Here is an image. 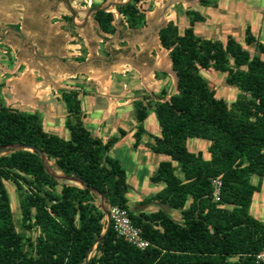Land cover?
<instances>
[{"label":"trees","instance_id":"obj_1","mask_svg":"<svg viewBox=\"0 0 264 264\" xmlns=\"http://www.w3.org/2000/svg\"><path fill=\"white\" fill-rule=\"evenodd\" d=\"M138 2L114 8L129 28L143 24ZM186 16L188 25L182 33L172 22L158 32L169 52L176 94L147 106L134 102L138 123L152 107L160 137H154L150 149L169 158L149 178L164 184L153 200L178 210L181 222L161 209L138 214L129 210L125 172L107 155L117 138L103 143L91 137L82 124L76 92L61 94L68 140L46 133L37 114L0 102V147L20 144L40 150L63 176L81 180L103 195L110 207L123 209L148 242L145 249H137L119 237L111 223L103 234L104 214L94 203L95 194L76 184H59L45 171L36 151L19 150L0 154V264H84L94 245L99 255L91 256L87 264H261L254 255L264 247V223L248 209L264 177V43L248 26L244 44L254 46L253 55L231 36L224 43L201 38L194 25L203 18L188 11ZM93 18L103 33L113 31L111 12H96ZM209 69L224 74L225 84L236 87L239 93L232 103L216 98L209 89L200 74ZM142 132L139 125L134 148ZM190 138L208 142L206 157L188 151ZM252 176L260 179L255 185ZM5 181L19 194L21 223L38 232L34 245L28 238L31 252L22 249Z\"/></svg>","mask_w":264,"mask_h":264},{"label":"crops","instance_id":"obj_2","mask_svg":"<svg viewBox=\"0 0 264 264\" xmlns=\"http://www.w3.org/2000/svg\"><path fill=\"white\" fill-rule=\"evenodd\" d=\"M206 1L208 6L214 2ZM221 1L225 0H219V3ZM197 3L201 5L199 0ZM219 3L215 2L211 7L218 9ZM77 10L79 13L73 24L60 0H0V35L7 27H13L20 30L24 36V40H21L14 32L6 31L4 40L0 43V102L16 111L37 114L43 130L52 135L50 132L53 127L63 123L65 127L67 120V109L61 94L74 91L80 103L82 124L91 137L103 143L112 137L117 138V142L109 149L107 155L110 156L116 149L126 150L134 158L132 168L145 170L144 162L149 153L156 154L151 151L150 145L153 144L154 137H160V128L154 120L151 121L152 129L146 128L148 120L151 119L152 107L147 108L145 120L138 123L134 116V102L141 101L147 106L151 101H167L159 96L167 90L166 72H174L169 52L162 47L158 36L159 30L166 24L159 25L161 16L152 22L148 21L145 15V22L136 28H129L123 20L118 26L112 24L114 30L111 33H103L93 15L84 22L83 9ZM199 15L203 21L195 23L194 27L199 23L209 25L206 18ZM169 17L167 22L176 21L175 18H171V14ZM260 21L263 22V18ZM247 26L252 32L246 22L242 28L245 30ZM182 31L179 30V33ZM204 36L201 38H205ZM225 39L226 37L222 43ZM237 41L241 44L239 39ZM241 45L246 46L244 43ZM238 93L235 90L226 103H232ZM92 97L98 98L100 105L91 104L85 109L82 98ZM122 112L134 117V122H131V128L127 131L120 127L123 120ZM113 123L115 134L106 138V124L112 126ZM139 125L143 132L140 134L137 147L134 148L133 143ZM120 131L124 134L120 135ZM68 139L69 132L66 129L64 140ZM129 139L132 141L130 147ZM195 148L192 145L191 152L194 154L199 152H195ZM161 156L160 162L169 160L168 157ZM118 162L125 172L129 190L132 188L130 185L132 182L129 184V172L119 160ZM156 168L153 171H145V180L150 182L149 178L155 173ZM176 174L181 177L179 172ZM142 180L140 178L133 184L139 185ZM163 187L162 183L157 187L156 193L144 199L137 194L130 195L127 190L129 210L133 214L155 212L156 207L150 211L143 205L150 202L159 205L153 197ZM130 197L137 205L136 211L129 205ZM248 211L253 218L264 223V177L261 180L260 191L254 193ZM175 214L170 217L180 223L181 219L178 218L180 212L177 210Z\"/></svg>","mask_w":264,"mask_h":264},{"label":"rangeland","instance_id":"obj_3","mask_svg":"<svg viewBox=\"0 0 264 264\" xmlns=\"http://www.w3.org/2000/svg\"><path fill=\"white\" fill-rule=\"evenodd\" d=\"M72 4V6L77 9H86L91 6L103 4L105 2L111 1V0H69ZM119 1V0H115ZM213 3H210L211 5L208 6H202L199 5L197 2L198 0H139L138 6L143 12L144 16L147 15L148 21H154L157 20L156 18L161 16L163 19H159V25H164L172 22L174 25L177 26V28L182 31L184 28L188 25V17L186 16V12H195L197 14H201L204 16L208 22L209 25L204 26V24H198L194 27V30L198 31L196 34H198L199 37H202V35H205L204 37L206 39H214L222 42L225 37L231 36L236 41L239 39L241 41V44L244 43V29L242 28L243 23L246 22V25H249L252 29V35L257 38L258 41L264 43V0H225L224 2H220L219 0H213ZM219 3L218 9H215L214 6L215 2ZM165 11V12H164ZM111 13L113 14V22L112 24L115 26H118L123 23V18L121 15H119L115 9H111ZM163 14V15H162ZM171 14V18H175L176 21H168L169 15ZM174 16V17H173ZM263 18V22L260 20ZM145 22V17L143 20V23ZM114 30V29H113ZM203 31V32H202ZM201 33V34H200ZM204 33V34H203ZM238 42V41H237ZM251 55L254 54V46H245L244 47ZM201 76L203 79L207 82V85L210 90H213L215 92V97L219 99H223L225 102H228L230 99V96H232L235 92V90L238 92L236 87L228 86L225 84V75L215 72L211 69L209 70H201ZM166 81L167 90L160 94L159 98L168 100L169 96L176 94V77L175 74L167 71L166 72ZM168 95V96H167ZM100 100L96 97L92 98H82V103L84 105V108L87 109L88 106L92 105H100ZM153 101H151L152 103ZM97 103V104H96ZM62 107L64 108L63 103ZM123 120L120 123V127L123 130H129L131 128V122H134L133 115H130L128 113L122 112ZM156 121L155 116L153 112L151 113V119L148 120L146 128L148 130H151V121ZM106 124L105 129V137L110 138L112 135L115 134V127L114 123L111 124L112 126ZM52 129V128H51ZM50 132L52 135H55L59 138L64 139L65 137V127L64 123L62 125L58 124L53 127V129ZM131 140H128L129 147L131 144ZM186 147L189 152H191L192 145H194L195 152L201 151L203 155L207 156V148L208 145L207 141L196 139V138H190L186 142ZM9 151L5 150L1 152V154H8ZM110 156H113L117 158L125 167V169L129 172V184L132 186L131 189L128 190L130 195H140L142 199L149 195H153L156 193V189L159 185H162V183L158 184H152L148 180H145L144 175L146 170L153 171L157 164L162 160V156L158 154H152L149 153V156L147 157L146 161L144 162V165H146V169L140 171V169L132 168V165L134 163V158L131 157L126 150L122 149H116L115 151H112ZM146 156V155H145ZM142 161V159H140ZM48 168L51 172H53L56 175H60L61 173L57 171L54 167V164L52 161H47ZM132 168V170H130ZM132 173V174H130ZM180 173V172H179ZM142 178L143 180L139 183V185H134L133 182L136 180H140ZM251 183L257 184V182L260 180L257 176L251 177ZM59 184H75L70 183L68 181L59 180ZM78 185V184H76ZM5 189L8 193L9 197V203L10 207H12L13 212V221L15 223V227L17 232L22 238V249L26 250L27 252H31L33 250V247L28 246V238L30 239L31 243L34 245L36 242L37 237V231H28L20 220V212H19V194L15 187L12 185L11 182H4ZM24 191V189L22 190ZM57 191H59V188H57ZM22 194V192H21ZM94 203L97 206V208L102 212L101 207L102 204L105 206L108 205L106 201L102 203V200L99 195H95ZM129 205L133 211H136L137 205L134 204L131 197L129 198ZM109 206V205H108ZM153 206V207H152ZM143 207H146L150 209V211H153V209H156L154 211H157L159 209H163V211L167 215L175 216L177 210L171 209L168 206H159L156 205L155 202L150 203H144ZM179 219H181L180 215L178 216ZM103 224L106 225V217L104 215ZM96 245L93 246L90 254L88 255V259L91 256H98L99 253L95 251Z\"/></svg>","mask_w":264,"mask_h":264},{"label":"water","instance_id":"obj_4","mask_svg":"<svg viewBox=\"0 0 264 264\" xmlns=\"http://www.w3.org/2000/svg\"><path fill=\"white\" fill-rule=\"evenodd\" d=\"M129 1L130 0H119V1L111 0V1L105 2L103 4H99V5L88 7V8L83 10V12L85 13L84 22L87 20V18L91 17L96 12H111V9H114L117 6L124 5L125 3H128ZM60 2L62 4L63 8L70 15V17L72 19V23L74 24L75 20L77 19V15L79 13V10L75 9L72 6V4H71V2L69 0H60ZM6 31H12L15 34H17L20 37L21 40H24V36H23V34H22V32L20 30L15 29L13 27H7ZM6 31H4L0 35V43L3 42ZM5 150L9 151V153H12V152H15V151H19V150L36 151L38 153V155H39V158L41 160V163H42L45 171L49 175L53 176L57 181H59V180L68 181L70 183L78 184L81 188L89 189L93 194L99 195L101 200H102V203H104V201H105L104 196L101 195V194H97V192L95 190L90 189L81 180H79L77 178H73V177H65L62 174L56 175L53 172H51L49 170V168H48V164H47V160L45 158V155L40 150L34 149L33 147H30V146H25V145H20V144H12V145H7V146L0 147V154H1V152L5 151ZM2 155H5V154H2ZM101 210H102L103 214L106 217V226H105V230L103 232V234H104L105 231L110 227V217H109V214H108V205L105 206L104 204H102ZM103 234L100 236V238L97 239L96 243L101 241V239L103 238ZM92 248L88 251L87 256L84 259V264H87L88 255L90 254Z\"/></svg>","mask_w":264,"mask_h":264},{"label":"built area","instance_id":"obj_5","mask_svg":"<svg viewBox=\"0 0 264 264\" xmlns=\"http://www.w3.org/2000/svg\"><path fill=\"white\" fill-rule=\"evenodd\" d=\"M219 185L218 179L213 181V197L215 200H217ZM108 214L113 230L124 241L140 250L145 249L148 246V242L141 236V230L131 222L127 213L123 209L108 206ZM254 257L256 263L264 264V247L256 253Z\"/></svg>","mask_w":264,"mask_h":264}]
</instances>
